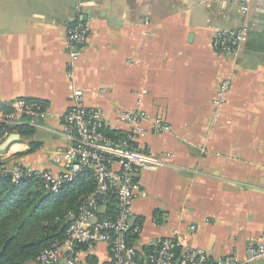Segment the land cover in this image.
<instances>
[{
    "label": "crops",
    "instance_id": "0c3cea01",
    "mask_svg": "<svg viewBox=\"0 0 264 264\" xmlns=\"http://www.w3.org/2000/svg\"><path fill=\"white\" fill-rule=\"evenodd\" d=\"M75 18L90 32L74 59L68 30ZM243 24L238 53L219 55L215 32ZM227 78L232 84L218 105ZM74 88L115 131H128L120 111L146 114L137 145L163 164L138 174L132 246L143 252L177 233L184 248L244 258L263 238L264 0H0V104L35 99L48 112L30 124L32 138L4 135L5 166L62 170V116ZM156 119L171 129L156 133ZM32 142L36 148L22 154ZM76 255L89 264L110 258L103 243Z\"/></svg>",
    "mask_w": 264,
    "mask_h": 264
},
{
    "label": "built area",
    "instance_id": "2783aa9c",
    "mask_svg": "<svg viewBox=\"0 0 264 264\" xmlns=\"http://www.w3.org/2000/svg\"><path fill=\"white\" fill-rule=\"evenodd\" d=\"M79 5H82L80 3ZM245 9V7H244ZM90 27L82 19L75 18L69 26L68 43L71 57L77 58L87 43ZM248 28L218 29L213 37V48L219 55H236L245 40ZM232 79L221 82L218 105L223 104ZM7 107L9 112L1 111ZM0 122L8 125L34 124L36 119L48 117L45 105L35 99L18 98L0 104ZM62 134L67 139L64 152L58 160L63 168L54 173L28 165L5 166L15 183L21 179H38L50 192H58L67 183L95 180V189L67 214L64 238L45 248L36 260L28 264H89L77 258V250L97 244L107 245L110 258L98 264H259L264 262V236L247 247L246 256L214 257L210 251L200 248H184L177 233L162 240H153L146 251L140 252L129 243L128 231L134 211V199L140 192L138 174L141 170L154 169L163 164L160 157L142 150L137 141L146 133V114L140 109L122 110L118 121L128 127L126 133L109 128L103 112L84 103V93L74 88L71 106L63 114ZM154 131H169L171 126L162 119L154 121ZM14 134V133H13ZM12 134V135H13ZM9 135L5 132V136ZM195 226H190L194 230Z\"/></svg>",
    "mask_w": 264,
    "mask_h": 264
},
{
    "label": "trees",
    "instance_id": "16d2710c",
    "mask_svg": "<svg viewBox=\"0 0 264 264\" xmlns=\"http://www.w3.org/2000/svg\"><path fill=\"white\" fill-rule=\"evenodd\" d=\"M5 132L32 138L36 127L20 124L12 128L0 122V144ZM36 146L32 142L31 149L22 154H28ZM4 164L0 159V264H28L45 248L64 238L68 212L77 209L96 183L92 178L67 183L54 193L38 179H21L15 183Z\"/></svg>",
    "mask_w": 264,
    "mask_h": 264
},
{
    "label": "water",
    "instance_id": "95a60500",
    "mask_svg": "<svg viewBox=\"0 0 264 264\" xmlns=\"http://www.w3.org/2000/svg\"><path fill=\"white\" fill-rule=\"evenodd\" d=\"M40 121H41V120H40L39 118L36 119V122H37V123H40ZM16 126H17V125H15V124L11 125L12 128H16ZM18 137H19V134H13V135H12V138H18Z\"/></svg>",
    "mask_w": 264,
    "mask_h": 264
}]
</instances>
